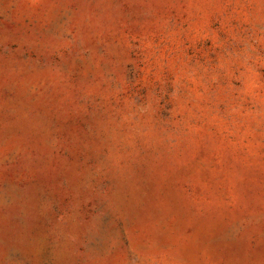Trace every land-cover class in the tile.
<instances>
[{
    "label": "rangeland",
    "instance_id": "rangeland-1",
    "mask_svg": "<svg viewBox=\"0 0 264 264\" xmlns=\"http://www.w3.org/2000/svg\"><path fill=\"white\" fill-rule=\"evenodd\" d=\"M0 264H264V0H0Z\"/></svg>",
    "mask_w": 264,
    "mask_h": 264
}]
</instances>
